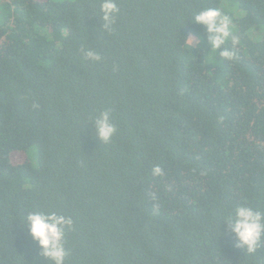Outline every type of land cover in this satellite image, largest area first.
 I'll return each instance as SVG.
<instances>
[{
    "label": "trees",
    "instance_id": "16d2710c",
    "mask_svg": "<svg viewBox=\"0 0 264 264\" xmlns=\"http://www.w3.org/2000/svg\"><path fill=\"white\" fill-rule=\"evenodd\" d=\"M102 3L1 5L0 264H54L30 212L72 218L64 264H264L227 219L264 212V0H116L111 22ZM210 7L238 38L214 54L193 22Z\"/></svg>",
    "mask_w": 264,
    "mask_h": 264
},
{
    "label": "clouds",
    "instance_id": "9594fccd",
    "mask_svg": "<svg viewBox=\"0 0 264 264\" xmlns=\"http://www.w3.org/2000/svg\"><path fill=\"white\" fill-rule=\"evenodd\" d=\"M101 10L104 13V20L111 22L114 14L119 12L116 0H103ZM193 22L206 27L210 33L212 45L211 53L231 38L233 46L238 43V38L234 35V25L230 16L223 14L219 8H206L198 12ZM188 47H193L191 37H186L184 41ZM89 58L99 60L100 57L94 52H87ZM221 56L227 60H236L238 58L235 47L224 48ZM206 63H214V55L209 56ZM211 74V73H209ZM96 132L100 139L105 143L111 141L117 129L111 122V111L104 110L95 121ZM164 170L161 166L155 165L152 168V174L156 176L163 175ZM230 222V228L239 241V245L245 246L249 254L256 253L261 242L264 241V212L257 210L246 204H240L235 207L234 214L227 217ZM27 227L30 235L38 241L45 257L50 258L54 264H64L67 251L64 247L65 229L73 225L71 217L51 212L44 214L42 212H30L26 218Z\"/></svg>",
    "mask_w": 264,
    "mask_h": 264
},
{
    "label": "rangeland",
    "instance_id": "374dc122",
    "mask_svg": "<svg viewBox=\"0 0 264 264\" xmlns=\"http://www.w3.org/2000/svg\"><path fill=\"white\" fill-rule=\"evenodd\" d=\"M4 0H0V11H1V5L3 4ZM253 36H255L256 38H259V36L261 35L260 31L258 29H253L252 30ZM33 150L36 152V149L33 148ZM14 161L15 162H22L26 159V154L24 152H16L13 156ZM34 162H37V154L35 153V156L32 159Z\"/></svg>",
    "mask_w": 264,
    "mask_h": 264
}]
</instances>
